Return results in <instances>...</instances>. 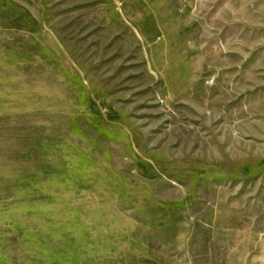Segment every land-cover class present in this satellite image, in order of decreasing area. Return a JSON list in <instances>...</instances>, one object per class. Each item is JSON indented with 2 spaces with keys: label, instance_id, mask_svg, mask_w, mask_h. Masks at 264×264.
<instances>
[{
  "label": "rangeland",
  "instance_id": "rangeland-1",
  "mask_svg": "<svg viewBox=\"0 0 264 264\" xmlns=\"http://www.w3.org/2000/svg\"><path fill=\"white\" fill-rule=\"evenodd\" d=\"M0 264H264V0H0Z\"/></svg>",
  "mask_w": 264,
  "mask_h": 264
}]
</instances>
